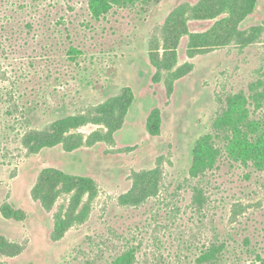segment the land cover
<instances>
[{"label": "rangeland", "instance_id": "rangeland-1", "mask_svg": "<svg viewBox=\"0 0 264 264\" xmlns=\"http://www.w3.org/2000/svg\"><path fill=\"white\" fill-rule=\"evenodd\" d=\"M198 2L0 0V236L22 248L0 253V264H264V0L230 41L193 57L191 34L229 12L190 18L173 71L192 69L175 79L163 70L155 82L152 46L162 54L171 13ZM127 89L134 100L111 138L35 150L34 133L67 117L79 123L69 134L85 140L108 132L82 121ZM155 109L158 135L148 129ZM47 167L98 187L87 220L58 240L56 214L70 196L50 210L32 196ZM157 168L146 198L121 201L136 174ZM5 203L25 219L5 217Z\"/></svg>", "mask_w": 264, "mask_h": 264}, {"label": "trees", "instance_id": "trees-1", "mask_svg": "<svg viewBox=\"0 0 264 264\" xmlns=\"http://www.w3.org/2000/svg\"><path fill=\"white\" fill-rule=\"evenodd\" d=\"M256 0H199L196 5L184 3L177 7L169 16L164 27L165 35L162 45L163 53H160L159 46L151 48V63L156 68L153 80H161L162 71H171L172 77L179 78L192 69L191 63L173 71L177 64V49L179 47L182 34L188 30L187 22L190 18L208 19L216 18L224 12H229L228 17H223L215 23L207 32L192 33L190 36L188 53L191 57L200 52L225 44L230 41L236 32L237 26L242 19L254 11ZM260 30V27L257 28ZM12 39V37H11ZM6 50H0L4 54ZM171 82V81H170ZM172 82L170 83V87ZM134 100V93L127 89L124 97H112L106 102L93 107L82 122H92L104 125L108 132L95 131L86 140L82 134H69L72 128L78 126L75 117H67L55 122L51 128L38 130L34 133L35 150L43 146L62 144L68 151L81 147L84 144H91L100 140L111 138L113 131L121 128L127 112ZM161 115L158 109L153 110L149 117L148 129L151 134H160ZM259 140L258 143L261 142ZM260 150H264V145L257 144ZM263 152V151H261ZM160 168L154 171L136 174L133 189L120 197L123 202L140 203L147 197L149 190L142 186L146 183V176L155 177L160 174ZM150 178V179H151ZM157 178L152 184L156 186ZM64 195H69V205L65 212L56 214L55 226L52 237L55 240L62 238L65 233L75 224L84 223L89 217L93 201L98 195V187L94 179L79 174L66 173L54 167L44 168L32 189V196L39 200L42 205L50 210L58 199ZM3 215L7 218L23 220L26 212L23 209L15 208L10 203H5L2 207ZM224 247L223 243H218ZM22 248L17 244L7 241L0 236V253L7 256H16Z\"/></svg>", "mask_w": 264, "mask_h": 264}]
</instances>
